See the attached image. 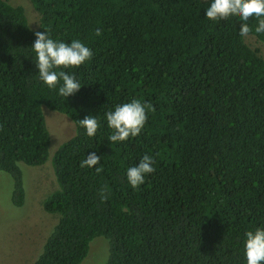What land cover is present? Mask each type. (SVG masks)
<instances>
[{
    "label": "trees",
    "instance_id": "1",
    "mask_svg": "<svg viewBox=\"0 0 264 264\" xmlns=\"http://www.w3.org/2000/svg\"><path fill=\"white\" fill-rule=\"evenodd\" d=\"M29 1L36 29L0 0V172L13 178L15 207L26 200L19 164L50 157L43 107L75 126L52 158L58 187L43 208L58 221L34 264H82L97 238L104 264H246L244 233L264 225V57L239 18L208 20V0ZM45 30L93 51L63 69L81 83L67 99L36 75L30 47ZM131 99L150 106L145 127L111 144L104 113ZM87 115L101 123L94 137L79 126ZM92 151L99 173L80 167ZM144 154L155 171L134 189L125 170Z\"/></svg>",
    "mask_w": 264,
    "mask_h": 264
},
{
    "label": "clouds",
    "instance_id": "2",
    "mask_svg": "<svg viewBox=\"0 0 264 264\" xmlns=\"http://www.w3.org/2000/svg\"><path fill=\"white\" fill-rule=\"evenodd\" d=\"M208 20H224L236 16L240 20L239 35L247 36L250 26L247 23L250 17L256 20L254 31L264 33V0H208L204 9ZM96 29V35H100ZM35 39L31 45L34 54L33 62L40 82L49 89H54L57 96L68 98L81 89V83L74 72L63 69L78 68L93 56V51L80 39L70 42L53 39L48 31H35ZM59 69V70H58ZM150 106L140 99H131L128 102L116 104L104 113L110 133L107 135L111 144H119L131 137L138 136L145 127ZM79 126L87 137L96 136L101 123L97 116L87 115L80 119ZM101 157L95 151L88 152L80 161V167L93 168L99 173ZM155 159L150 154H144L138 163L125 170L126 180L132 188H137L145 182V178L155 171ZM101 198L104 199V190L101 189ZM246 264H264V225L247 230L243 239Z\"/></svg>",
    "mask_w": 264,
    "mask_h": 264
},
{
    "label": "rangeland",
    "instance_id": "3",
    "mask_svg": "<svg viewBox=\"0 0 264 264\" xmlns=\"http://www.w3.org/2000/svg\"><path fill=\"white\" fill-rule=\"evenodd\" d=\"M6 1L13 6H22L30 26L33 29L38 27L39 14L29 0ZM245 37L247 44L258 49L264 57V43L250 35ZM43 113L51 136L50 157L42 166L19 164L26 191V200L22 207H15L12 202L13 178L0 172V264H34L58 221L57 217L44 210L43 202L58 187L52 158L60 145L74 136L75 126L61 113L46 107H43ZM107 250L106 241L97 238L82 264H104Z\"/></svg>",
    "mask_w": 264,
    "mask_h": 264
}]
</instances>
